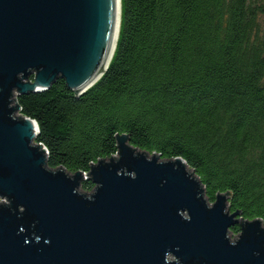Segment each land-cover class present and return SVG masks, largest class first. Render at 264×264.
Segmentation results:
<instances>
[{
	"label": "water",
	"instance_id": "95a60500",
	"mask_svg": "<svg viewBox=\"0 0 264 264\" xmlns=\"http://www.w3.org/2000/svg\"><path fill=\"white\" fill-rule=\"evenodd\" d=\"M119 25L120 0H0V264H264L261 220L230 212L229 192L210 203L181 157L122 133L88 172L47 167L16 97L57 78L81 95L106 70Z\"/></svg>",
	"mask_w": 264,
	"mask_h": 264
},
{
	"label": "trees",
	"instance_id": "16d2710c",
	"mask_svg": "<svg viewBox=\"0 0 264 264\" xmlns=\"http://www.w3.org/2000/svg\"><path fill=\"white\" fill-rule=\"evenodd\" d=\"M16 101L47 167L88 172L125 133L181 157L207 200L229 192L230 212L264 226V0H120L116 45L93 85L76 96L57 78Z\"/></svg>",
	"mask_w": 264,
	"mask_h": 264
},
{
	"label": "rangeland",
	"instance_id": "374dc122",
	"mask_svg": "<svg viewBox=\"0 0 264 264\" xmlns=\"http://www.w3.org/2000/svg\"><path fill=\"white\" fill-rule=\"evenodd\" d=\"M80 188H81V187H80ZM81 190L84 191V192H91V191L93 190V188L90 189V190H84L83 188H81ZM208 201H209V200H208ZM209 202H210V201H209ZM210 203H213V202H210ZM237 235H240V231L235 232V231H233L231 228H230V230H229V233H227L228 238H229L232 242L235 241V240L238 238Z\"/></svg>",
	"mask_w": 264,
	"mask_h": 264
}]
</instances>
